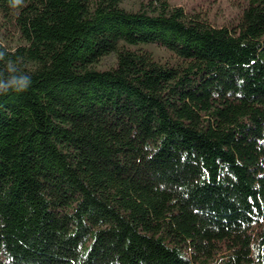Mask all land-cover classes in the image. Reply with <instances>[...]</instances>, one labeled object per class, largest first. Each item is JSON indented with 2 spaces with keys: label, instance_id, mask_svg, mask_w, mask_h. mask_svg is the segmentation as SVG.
I'll return each mask as SVG.
<instances>
[{
  "label": "trees",
  "instance_id": "trees-1",
  "mask_svg": "<svg viewBox=\"0 0 264 264\" xmlns=\"http://www.w3.org/2000/svg\"><path fill=\"white\" fill-rule=\"evenodd\" d=\"M122 1L0 0V71L32 77L0 96V264H264V0Z\"/></svg>",
  "mask_w": 264,
  "mask_h": 264
},
{
  "label": "rangeland",
  "instance_id": "rangeland-1",
  "mask_svg": "<svg viewBox=\"0 0 264 264\" xmlns=\"http://www.w3.org/2000/svg\"><path fill=\"white\" fill-rule=\"evenodd\" d=\"M147 0H123L122 6L126 9H137L141 2ZM170 4L181 5L187 12L200 13L210 23L214 25H222L228 22L235 21L242 12L246 4L245 0H169ZM7 45L14 47L19 43L18 34L13 28L5 30ZM141 48L152 52L155 58L160 61L174 63L177 58L171 51L157 46L154 43H144L139 45ZM116 54L114 52L102 57L94 67L97 69H106L115 65ZM255 232V227L251 225H244L236 230H225L214 233L211 238L210 256L218 245L224 248H235L242 244H250Z\"/></svg>",
  "mask_w": 264,
  "mask_h": 264
},
{
  "label": "clouds",
  "instance_id": "clouds-1",
  "mask_svg": "<svg viewBox=\"0 0 264 264\" xmlns=\"http://www.w3.org/2000/svg\"><path fill=\"white\" fill-rule=\"evenodd\" d=\"M9 7L20 9L24 6V0H8ZM5 52H0V61H5ZM32 85V77L27 72L16 67L12 61H7L5 70L0 71V96L9 93L21 94Z\"/></svg>",
  "mask_w": 264,
  "mask_h": 264
}]
</instances>
